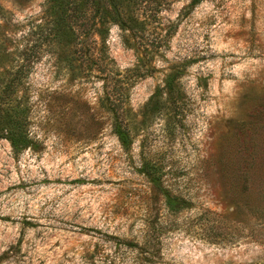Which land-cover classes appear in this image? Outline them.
<instances>
[{"label": "rangeland", "instance_id": "obj_1", "mask_svg": "<svg viewBox=\"0 0 264 264\" xmlns=\"http://www.w3.org/2000/svg\"><path fill=\"white\" fill-rule=\"evenodd\" d=\"M52 17L50 0H0V95L27 51L10 103L32 139L0 138V264H264V0H168L136 36L103 24L126 138ZM158 184L186 199L177 214L152 202ZM157 214L146 262L120 241Z\"/></svg>", "mask_w": 264, "mask_h": 264}, {"label": "trees", "instance_id": "obj_2", "mask_svg": "<svg viewBox=\"0 0 264 264\" xmlns=\"http://www.w3.org/2000/svg\"><path fill=\"white\" fill-rule=\"evenodd\" d=\"M166 3L168 0H50L53 17L48 35L58 41L62 40L69 47L70 54L67 60L70 66H77L79 70H87V72L95 71L97 77L103 80L102 87L106 92L101 98V103L109 119H113L115 132L122 138H126L127 133L118 106L127 97L129 81L120 72H113L111 75L107 72L108 69L103 65V59L98 54L96 34L104 23L113 22L136 36V32H141L140 26L157 18V13ZM137 13L143 18L140 19ZM141 37L140 35L139 38ZM159 43H162L160 38L157 44ZM29 56L26 51L20 66L14 76L6 82L0 95V138L6 139L13 149L27 147L32 142L28 130L29 120L21 102L10 103L11 96L16 90V82L20 80L23 69L30 59ZM156 188L160 191V197L152 199V202L158 205V210L162 206L169 214H177L186 199L164 185L158 184ZM169 214L163 218L157 214L154 219L148 221L141 242L122 239L120 243L137 250L138 253H143L142 259L146 262L151 260L153 254L149 250L159 245L163 225L166 224V219H170Z\"/></svg>", "mask_w": 264, "mask_h": 264}]
</instances>
